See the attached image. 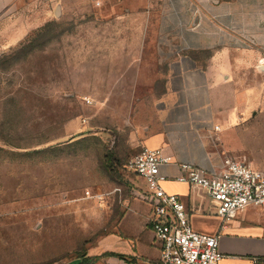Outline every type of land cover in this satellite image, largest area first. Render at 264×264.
I'll list each match as a JSON object with an SVG mask.
<instances>
[{"label": "rangeland", "instance_id": "1", "mask_svg": "<svg viewBox=\"0 0 264 264\" xmlns=\"http://www.w3.org/2000/svg\"><path fill=\"white\" fill-rule=\"evenodd\" d=\"M44 1L18 0L14 16L36 26L0 53V264H78L83 255L110 252L105 238L126 195L106 155L114 150L128 181L142 149L129 148V117L140 115L125 107L122 86L111 91L107 80L122 75L121 46L135 39L123 34L156 29L164 0H144L151 19L74 16L66 1L47 14ZM155 59L147 53L146 66ZM96 264L129 263L107 257Z\"/></svg>", "mask_w": 264, "mask_h": 264}, {"label": "crops", "instance_id": "2", "mask_svg": "<svg viewBox=\"0 0 264 264\" xmlns=\"http://www.w3.org/2000/svg\"><path fill=\"white\" fill-rule=\"evenodd\" d=\"M57 1H66L74 16L152 15L144 0H46L47 14ZM17 3L0 0V53L36 26L14 16ZM163 12L156 29L144 25L123 34L135 39L121 46L122 75L107 80L111 91L122 86L125 107L140 115L129 117V148H160L171 158L161 168L163 188L185 203L194 231L219 235L220 264H264V206H249L223 223L205 191L177 181L185 163L222 170L226 160L246 161L264 171V0H164ZM151 36L156 40L148 44ZM152 51L155 66H146ZM147 69L155 72L147 76ZM128 179L131 187L119 188L126 197L106 247L134 264H161L148 185Z\"/></svg>", "mask_w": 264, "mask_h": 264}, {"label": "built area", "instance_id": "3", "mask_svg": "<svg viewBox=\"0 0 264 264\" xmlns=\"http://www.w3.org/2000/svg\"><path fill=\"white\" fill-rule=\"evenodd\" d=\"M169 163L171 158L162 149L143 146L128 166L148 185L153 203L150 222L162 242L161 264H220L224 256L219 249V235L194 231L185 203L164 190L166 177L161 168ZM181 170L177 181L205 191L223 223L249 206H264V171L255 170L246 161L226 160L222 170L185 163Z\"/></svg>", "mask_w": 264, "mask_h": 264}, {"label": "trees", "instance_id": "4", "mask_svg": "<svg viewBox=\"0 0 264 264\" xmlns=\"http://www.w3.org/2000/svg\"><path fill=\"white\" fill-rule=\"evenodd\" d=\"M106 156H107V159L110 163V165L108 167L110 174L112 176H114V178H116L118 180V182L123 183V184L131 187L129 182L126 179H124L120 174H118L116 166H115L116 158H115L113 151H108ZM107 257H116V258H119L121 260L127 261V263H129V264H133V261L131 260V258L126 257L124 255L116 254V253L114 254L113 252H105V253L97 255V256L83 255L79 258L80 262L78 264H96L100 260L107 258Z\"/></svg>", "mask_w": 264, "mask_h": 264}]
</instances>
